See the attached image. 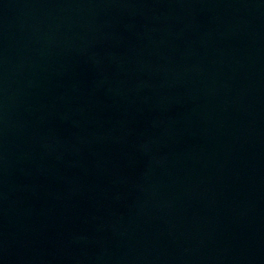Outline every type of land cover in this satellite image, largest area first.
<instances>
[{
	"label": "water",
	"instance_id": "water-1",
	"mask_svg": "<svg viewBox=\"0 0 264 264\" xmlns=\"http://www.w3.org/2000/svg\"><path fill=\"white\" fill-rule=\"evenodd\" d=\"M0 264H264V0H0Z\"/></svg>",
	"mask_w": 264,
	"mask_h": 264
}]
</instances>
